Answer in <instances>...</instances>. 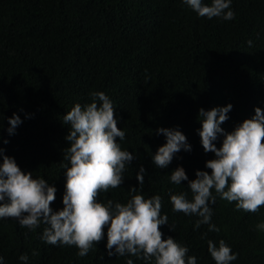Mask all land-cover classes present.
Segmentation results:
<instances>
[{"label":"trees","instance_id":"obj_1","mask_svg":"<svg viewBox=\"0 0 264 264\" xmlns=\"http://www.w3.org/2000/svg\"><path fill=\"white\" fill-rule=\"evenodd\" d=\"M231 10L234 19L224 20L200 17L183 0H0L4 154L23 172L54 186L56 198L50 206L62 209L68 165L63 152L70 127L63 116L76 103H90V93L103 92L113 103L117 127L125 132V139L117 142L137 158L124 172L121 186L101 193L98 202L123 204L138 194L128 188L138 187L135 177L142 166V194L161 196V215L168 216L169 225L160 226L163 238L171 236L187 247L197 264H215L208 240L217 246L225 241L237 254L231 264H264V231L256 229L264 222V207L247 215L237 212L235 202L217 197L210 205L211 223L220 231L208 232L207 225L194 230L198 217L173 212L170 202V196L180 192L191 200L188 181H170L178 166L189 180L196 178L197 170L211 172L205 162L215 156L205 153L200 143V108L210 110L212 103L226 99L233 107L237 104L233 116L242 122L255 114L242 100L262 101L259 108L264 111V0H232ZM45 26L57 32L56 37H45ZM13 113L22 124L9 136L7 119ZM158 128L181 131L191 146L190 152L176 153L164 169L151 159L166 142L156 134ZM222 128L233 131L229 121ZM222 140L218 135L217 148ZM45 227L30 230L13 218H0L3 264H25L19 259L22 254L29 257L26 264H126L129 258L133 264H146L127 255L108 256L107 228L96 248L79 257L75 246L44 242ZM34 251L39 254L33 256Z\"/></svg>","mask_w":264,"mask_h":264},{"label":"clouds","instance_id":"obj_2","mask_svg":"<svg viewBox=\"0 0 264 264\" xmlns=\"http://www.w3.org/2000/svg\"><path fill=\"white\" fill-rule=\"evenodd\" d=\"M232 0H183L200 17H220L234 19L231 10ZM57 33V32H56ZM45 26V37H56ZM251 45V41L248 42ZM264 95V94H263ZM91 102L82 106L74 104L63 116V123L70 125L65 139L68 147L64 149L65 192L62 197L63 208L53 211L56 188L43 178H33L32 172H23L14 158L4 154L0 147V218H13L20 227L35 230L46 225L41 239L53 246H75L79 257L86 256L104 238L107 228V255L130 256L143 260L146 264H197L195 256H189L188 248L182 246L171 236L163 238L160 226L169 225L168 216L161 215L162 198L159 195L145 198L142 194L145 183V169L141 166L136 174L138 187H129L132 195L126 203L98 202L101 193L121 186L124 172L137 157L122 150L117 142L125 139V132L117 127V118L112 101L103 92L90 93ZM252 105L254 115L243 122L233 116L236 105L214 102L212 109L198 110L201 128L198 131L200 143L205 153L211 152L215 158L207 160L205 167L211 172L197 170L195 179L189 180L185 170L177 167L171 172L170 181L181 185L188 181L187 192L170 196L173 212L185 216H196L194 230L201 225L208 226V232L220 229L211 223L217 197L227 202H235V209L243 214L253 215L264 207V111L261 102L242 100ZM258 106V107H256ZM256 107V108H255ZM0 119H3L0 113ZM229 121L231 132H225L222 124ZM240 121V122H239ZM9 136L22 124L19 115L13 113L7 119ZM2 127V125H0ZM157 135H163L166 142L159 146L151 159L155 167L164 169L181 150L191 151L186 136L179 130L158 128ZM218 135L223 136L221 146L214 143ZM7 144V140L2 141ZM215 191V195L213 194ZM240 220V218L238 219ZM264 231V222L256 225ZM170 226V231H172ZM205 237L207 233L203 234ZM207 250L215 264H231L237 254L220 240L207 241ZM39 253L34 251L33 256ZM19 259L28 261L22 254ZM0 264L3 257L0 256ZM126 264H133L131 258Z\"/></svg>","mask_w":264,"mask_h":264}]
</instances>
